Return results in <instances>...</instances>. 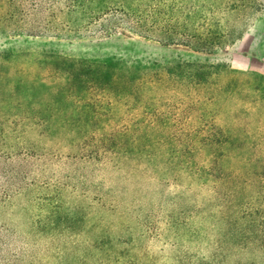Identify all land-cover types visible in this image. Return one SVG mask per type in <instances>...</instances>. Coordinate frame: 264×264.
I'll return each instance as SVG.
<instances>
[{
	"label": "trees",
	"instance_id": "obj_1",
	"mask_svg": "<svg viewBox=\"0 0 264 264\" xmlns=\"http://www.w3.org/2000/svg\"><path fill=\"white\" fill-rule=\"evenodd\" d=\"M259 7L258 0H0V34L90 41L120 36L211 54L240 41ZM24 57L33 69L21 71L17 56L0 54V114L7 116L0 119V207L39 192L26 198L39 210L30 231L38 238L57 235L62 264H233V257L250 250L264 254V211L243 201L235 208L236 194L229 195L228 207L214 203V140L219 132L213 110H207L205 130L188 132L192 143L186 148L188 159L179 164V176L173 180L178 182L181 174L187 177L183 192L188 195L187 210L182 222L180 215L171 214L162 233L156 234L170 244L172 254L137 256L148 251L138 228L151 230L136 207L148 197L138 189L143 181L138 171L144 158L155 153L156 147L147 145L155 130L125 127L119 108L123 105L132 114L136 93L181 81L190 96H199L192 108L197 102L210 109L219 95L216 86L230 71L226 64L177 61L158 73L131 69L119 61L73 59L59 53L33 60ZM41 89H51L53 100L42 98ZM148 121L154 125L157 120ZM35 128L68 144L53 153L51 163L48 151L27 140L28 130ZM140 134L148 139L145 146ZM209 135L210 140L197 145L198 137ZM65 147L75 152L65 154ZM198 152L209 162H196ZM171 153L177 155L178 149ZM35 158L41 161L38 166L31 163ZM57 159L73 160L82 171L66 165L55 170ZM128 181L134 183L130 191ZM88 201L113 219L101 216L93 224L90 212L82 208ZM8 233L0 226V264H21ZM242 261L234 264H246Z\"/></svg>",
	"mask_w": 264,
	"mask_h": 264
},
{
	"label": "rangeland",
	"instance_id": "obj_2",
	"mask_svg": "<svg viewBox=\"0 0 264 264\" xmlns=\"http://www.w3.org/2000/svg\"><path fill=\"white\" fill-rule=\"evenodd\" d=\"M258 4L259 12L254 16L243 38L211 54L187 51L181 47H165L154 41L120 36L90 41L26 36L10 38L0 34V54L17 56L22 62L19 67L21 71L34 67L29 68L31 64H26L24 56L33 60L47 53H59L68 58L98 62L119 61L131 69L141 71L147 69V72L158 73L162 67L177 61L226 64L229 67L230 71L222 76L216 86L219 95L216 105L210 109L202 104L198 106L197 102L192 108L191 102L199 96L196 93L190 96L184 82L181 81L161 85L151 93L146 90L142 91L146 94L136 93L131 103H135L137 107L132 114L128 113V108L123 105L119 108L121 116L125 119L123 123L125 127L142 132L148 126H152L155 130L151 131L155 134L149 141L140 134L141 144L144 143L145 146V142L148 141V146L156 147L153 155L144 158L145 162L138 171L143 180L138 184V189L141 190V195L148 194V197L136 207L141 209V221L146 222L151 229L149 231L147 228H138V233L144 234L141 242L148 250L137 252L140 259H144L148 254L150 256H155L156 253L172 254L170 244L163 238L159 239L156 234L162 233L164 223L169 220L171 214L180 215L182 222L183 214L187 210L188 195L183 194L185 186L189 184L187 177L181 174L178 182L175 183L173 180L179 176V164L188 159L185 153L192 145L188 132L205 130L203 116L207 110H213L219 132V136L214 140L217 145L215 155L217 172L215 180L211 181L217 185L215 205L228 207L229 195L236 194L238 199L235 201V208L243 201L255 210L264 211V0H258ZM35 71L34 69L33 73ZM41 90L42 98L53 100L51 89L44 92ZM150 117L156 119L157 123L148 124ZM6 118L5 114H0L1 120ZM5 127L3 124L2 128ZM41 129L28 130L27 140L34 148L48 151L47 160L51 163L53 153L59 152L60 147L64 148L68 144L65 142L63 145L60 138L57 137L55 140L56 138L49 133L41 135ZM171 137L176 140H170ZM207 138L198 137L197 145L210 140V135ZM174 147L178 149L177 155L171 153ZM64 150L65 154L75 152L71 147H65ZM149 160L151 162L146 163ZM195 161L207 163L209 157L198 152ZM31 163L38 166L41 161L35 158ZM59 165H66L69 170L82 171V165L73 160L60 162L57 159V164L53 165L54 169L58 170ZM133 186L134 183L127 182L129 191ZM207 188L210 189L209 186ZM27 196H39V192L26 195V198L31 200L32 198ZM26 198L25 196L14 198L0 207V226L9 229L8 236L14 254L23 260L21 264H62V255L58 250L61 244L57 241V235L51 238H38L30 231L33 217L39 210ZM178 201L180 204L177 205ZM82 208L90 212L92 223L101 216L113 219L111 213L102 211L98 206L94 208L90 201L83 203ZM106 227H110L109 224ZM240 259L246 264H264V254L255 250L248 251L244 256L233 257L231 263H237Z\"/></svg>",
	"mask_w": 264,
	"mask_h": 264
}]
</instances>
